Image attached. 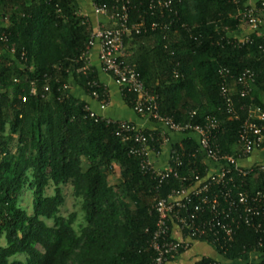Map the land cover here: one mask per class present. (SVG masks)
Masks as SVG:
<instances>
[{
	"label": "trees",
	"instance_id": "16d2710c",
	"mask_svg": "<svg viewBox=\"0 0 264 264\" xmlns=\"http://www.w3.org/2000/svg\"><path fill=\"white\" fill-rule=\"evenodd\" d=\"M115 1L94 3L112 6ZM152 1L132 0L130 22L143 18L150 26L178 15L168 30L125 36L124 60L157 97L161 116L202 127L208 118L216 119L221 128L211 134L213 149L219 156L240 158L245 120L252 117L264 128L252 113L257 107L264 111V16L260 35L241 36V27L248 26L242 17L252 6L249 0H176L172 11L163 12L151 10ZM76 2L0 0V27L8 34V42H0V264H150L155 204L209 172L197 140L189 137L172 150L180 166L171 159L165 168L155 166L163 174L173 167L177 177L173 173L161 180L146 173L140 158L130 154L135 143L123 142L114 126L90 116L88 103L65 94V86L76 82L91 97L86 79L99 80L92 66L83 73L82 55L95 29ZM9 49L15 50L12 57ZM247 70L255 83L242 97L235 80ZM225 81L230 102L221 95ZM122 95L134 110L137 95L126 87ZM160 132L144 130L154 137L149 148L160 151ZM232 176L244 181L245 190L264 192V171L258 166L243 178L236 171ZM67 184L81 203L84 220L78 230L76 213L61 215ZM25 191L32 193L31 212L20 205ZM257 222L261 231L238 225L224 249L213 239L201 242L227 263L264 254V217Z\"/></svg>",
	"mask_w": 264,
	"mask_h": 264
},
{
	"label": "built area",
	"instance_id": "2783aa9c",
	"mask_svg": "<svg viewBox=\"0 0 264 264\" xmlns=\"http://www.w3.org/2000/svg\"><path fill=\"white\" fill-rule=\"evenodd\" d=\"M261 1V0H260ZM176 0H153L150 4L151 10L172 11ZM132 0H116L112 6L108 4L93 5V11L96 16L108 18L113 28L99 26L91 35L86 52L82 59L86 62V73L90 66V52L95 45L99 47V61L101 71L109 75L114 82L121 88H128L129 92L137 95L134 105V111L148 118H152L157 123L166 126L170 131L183 134H194L198 136V146L205 158H209L215 163H224L220 169L214 173H209L207 177L201 179L198 176L189 183L188 187L180 190H173L167 198L160 199L154 206L155 213H158L156 229L151 236L149 249L154 253L150 264H168L175 260L180 254L188 251L193 241H202L203 239H213V242L219 244L221 248H226L234 239L236 227L241 223L257 231L262 230V224L257 222L264 217V192H250L244 189V181H236L232 176L233 172H238L240 177L249 175L251 170L242 168L237 158L233 156H219L217 149H213L211 143V134L218 132L221 124L214 118L207 119V125H181L175 123L171 118L161 116L158 112L157 97L153 96L145 88L143 81L140 80L137 69L124 60L125 57V36L132 33L140 34L150 29L152 32L159 30H168L173 24L178 12H174L169 22L156 21L150 26L141 18L140 21L131 23ZM264 16V0L260 6L252 5L243 14V19L248 23L251 33L261 34L260 24ZM4 28V27H3ZM0 27V42H8V34ZM8 49V48H7ZM264 51V44L261 46ZM9 56L15 53L14 49H9ZM222 74H228L224 72ZM87 85L91 89V97L99 102L100 108L105 109L109 104L107 87L101 81H91L89 78ZM255 83V75L247 70L235 80L236 86L240 87V95L245 97L250 94ZM65 94L69 93V87L65 86ZM49 91V86L45 87V92ZM35 94V90L32 91ZM221 95L227 102H230V89L226 81L221 87ZM108 96V97H107ZM90 116L95 121L104 122L107 126L116 128L115 134L123 142H133L130 154L140 158V168L146 173L157 174L161 180L169 179L174 173V168H169L168 173L158 172L151 154L158 155L160 151L149 148V142L154 141V137L145 134L133 123L125 120L113 119L92 111L87 107ZM254 117L264 121V111L261 108L252 110ZM254 118L248 117L243 123L240 133V142L242 144L241 156L246 157L255 151L261 149L264 143V128L260 126ZM157 138L165 140L164 133L160 132ZM137 144V145H136ZM176 167L182 162L178 158L171 157ZM259 169L264 171V164L258 165ZM233 171V172H232ZM175 177L177 174L174 173ZM174 226H177L184 234L183 239L175 237L172 233ZM261 246V245H260ZM242 260V259H241ZM194 264V263H192ZM212 264H223L214 260ZM228 264H238L228 263ZM245 264H257L251 262Z\"/></svg>",
	"mask_w": 264,
	"mask_h": 264
},
{
	"label": "crops",
	"instance_id": "0c3cea01",
	"mask_svg": "<svg viewBox=\"0 0 264 264\" xmlns=\"http://www.w3.org/2000/svg\"><path fill=\"white\" fill-rule=\"evenodd\" d=\"M260 0H249L251 5H255ZM94 0H77L76 7L78 8L79 13L82 16L87 17L94 29H97L99 26L111 27L113 26L112 22L103 16H96L93 11ZM251 31L247 25L241 27V36H246ZM90 66H92L98 75L99 80L106 85L109 93V104L103 110L100 108L99 102L87 95V93L73 82L70 93L76 98L81 99L88 103L92 111L99 113L101 115L117 119V120H126L134 123L141 130L150 131V133L157 130L161 131L165 135V140L160 148L158 155L151 154V159L154 162L156 167L165 168L172 157L173 147L186 138H193L198 140V136L194 134H183L179 132L170 131L166 126L159 124L152 119L141 116L137 114L133 108H131L125 101L121 88L114 82V80L109 76L104 74L100 68L99 61V47L95 45L90 52ZM261 100L264 103V94H261ZM159 139V138H158ZM238 159L239 165L242 168L249 169L255 166L264 164V145L263 147L248 155L246 157L239 156ZM205 163L209 168V173H214L220 169V166H223L224 163H215L209 158H206ZM173 233L175 237L180 240L184 238L183 232L177 226L173 227ZM202 258H211L219 260L224 264L225 262L217 253L216 249L208 244V242L193 241L191 242L190 249L182 254H180L175 260L170 261L168 264H192L194 262L200 261ZM264 260V254L252 253L243 257V259L238 262V264H245L249 261L251 262H260Z\"/></svg>",
	"mask_w": 264,
	"mask_h": 264
},
{
	"label": "rangeland",
	"instance_id": "374dc122",
	"mask_svg": "<svg viewBox=\"0 0 264 264\" xmlns=\"http://www.w3.org/2000/svg\"><path fill=\"white\" fill-rule=\"evenodd\" d=\"M64 195H65V203L61 208V215L67 217L71 213H76L77 221L74 225V228L78 230L80 228V224L83 223V212L81 210V203L78 199H76L73 195V190L71 184H67L63 187ZM53 189L52 187L48 190V195H52ZM31 203H32V193L31 191H25L24 195L21 198L20 205L29 212H31ZM4 244V241L1 242ZM224 264V263H223Z\"/></svg>",
	"mask_w": 264,
	"mask_h": 264
}]
</instances>
